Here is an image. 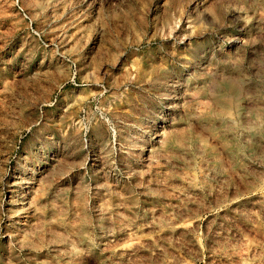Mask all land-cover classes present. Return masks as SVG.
<instances>
[{"label":"rangeland","instance_id":"obj_1","mask_svg":"<svg viewBox=\"0 0 264 264\" xmlns=\"http://www.w3.org/2000/svg\"><path fill=\"white\" fill-rule=\"evenodd\" d=\"M0 264H264V0H0Z\"/></svg>","mask_w":264,"mask_h":264},{"label":"bare ground","instance_id":"obj_2","mask_svg":"<svg viewBox=\"0 0 264 264\" xmlns=\"http://www.w3.org/2000/svg\"><path fill=\"white\" fill-rule=\"evenodd\" d=\"M145 73V72H144ZM147 82V81H146Z\"/></svg>","mask_w":264,"mask_h":264}]
</instances>
